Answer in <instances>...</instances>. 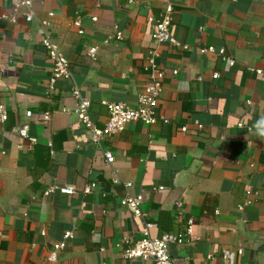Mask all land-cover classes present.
I'll list each match as a JSON object with an SVG mask.
<instances>
[{"label": "crops", "instance_id": "1", "mask_svg": "<svg viewBox=\"0 0 264 264\" xmlns=\"http://www.w3.org/2000/svg\"><path fill=\"white\" fill-rule=\"evenodd\" d=\"M32 2L35 20L0 19V104L9 113L0 125V264H152L124 259V239L138 241L144 222L154 224L153 238L177 235L186 218L194 219L197 241L171 245L174 264H264V138L253 134L264 116V74L248 72L264 70V0ZM166 3L185 51L153 39L147 18ZM48 13L44 31L68 60L98 126L107 121L105 102L135 107L149 82L144 67L157 52L165 79L156 123H128L101 148L91 145L69 82L49 86L52 61L39 24ZM9 14L10 1L0 0V16ZM115 27L121 40L104 43ZM204 45L223 49L234 66L202 55ZM20 128L36 143L20 140ZM127 194L142 197L143 219L121 206ZM66 232L71 239L48 262Z\"/></svg>", "mask_w": 264, "mask_h": 264}, {"label": "built area", "instance_id": "2", "mask_svg": "<svg viewBox=\"0 0 264 264\" xmlns=\"http://www.w3.org/2000/svg\"><path fill=\"white\" fill-rule=\"evenodd\" d=\"M11 6V14L8 16L1 15L0 19H7L14 22L16 17L21 15L25 18L26 22H31L36 19L35 12L33 10L32 0H9ZM132 3V1H129ZM48 19L39 20L41 27V33L44 35L42 45L47 51L49 59L52 61L51 77L49 79V86L52 88L57 81L64 80L69 82V91L71 97L75 100L74 114L81 122V124L86 128L89 133V142L96 148H101L103 141L120 134L126 124L131 122H138L145 125H151L156 123L158 120V115L156 113L158 100L163 91V82L165 79L164 70L158 65L157 59L158 54L156 51L151 52V56L148 58V63L144 67V70L149 74V82L144 87V89L139 93L136 101L135 107L131 108L124 104L118 103H108L105 102L104 105L107 109V121L103 126H98L92 121L90 117V101L84 97L80 91V88L73 82L72 75L69 69L68 60L59 51L56 44L52 42L49 35L44 31L50 26L49 19L53 17V13H48ZM92 21H96L92 18ZM173 21V8L170 3H166L165 8L158 17L149 16L147 22L155 27V33L153 39L158 44L168 45L172 49L187 50L188 46L181 44L177 41L171 33V25ZM73 27L77 30L78 34H82L81 23L79 19L73 21ZM122 34L115 27V35L104 40V43H108L111 40L120 41ZM88 55L94 59L97 53L96 47H91L88 50ZM200 53L204 56L206 55H216L220 57L228 66L232 67L235 61L225 55L223 49L216 52L213 46L204 45L200 48ZM248 72L254 75H263L264 70L256 69L253 67L248 68ZM177 71H172V75L175 76ZM213 79L218 78V74L212 75ZM65 111V110H64ZM30 116V113L27 114ZM9 118V113L7 108L0 104V125L7 122ZM49 114H45L43 117L44 122L49 121ZM182 132H186V127L182 128ZM16 134L20 140H28L30 144H35L36 139L29 137L27 128H20L16 130ZM102 155L107 165L112 164L114 158L110 151H102ZM126 189L131 187L130 183L125 184ZM53 189L45 192V195L51 194ZM60 192L70 195L73 193L71 188H65L60 190ZM121 206L130 210L134 217L143 219L144 213L141 210L142 197L140 195L127 194L120 202ZM180 208V204H177ZM182 217L181 212L178 214ZM194 226L193 218H186L184 220L183 232L177 235L163 234L159 238H153L150 234V230L154 227V224L149 222H144V230L141 234V238L130 243L127 239H124L126 245L124 251L122 252V257L126 260H142L151 261L152 264H174L170 255L169 247L171 245H181L188 244L193 245L197 240L192 239ZM72 233L66 232L63 235L62 241L54 244L47 261L54 262L56 260V255L60 250L65 248L66 242L71 239ZM237 255L242 254V249L237 250ZM223 258H230V254L227 251H222Z\"/></svg>", "mask_w": 264, "mask_h": 264}, {"label": "clouds", "instance_id": "3", "mask_svg": "<svg viewBox=\"0 0 264 264\" xmlns=\"http://www.w3.org/2000/svg\"><path fill=\"white\" fill-rule=\"evenodd\" d=\"M254 135L259 138H264V116L257 119L253 125Z\"/></svg>", "mask_w": 264, "mask_h": 264}]
</instances>
